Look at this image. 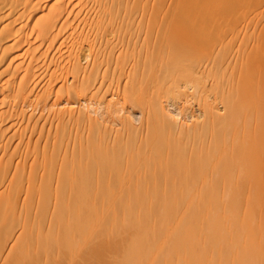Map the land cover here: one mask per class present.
I'll return each mask as SVG.
<instances>
[{
	"label": "bare ground",
	"instance_id": "1",
	"mask_svg": "<svg viewBox=\"0 0 264 264\" xmlns=\"http://www.w3.org/2000/svg\"><path fill=\"white\" fill-rule=\"evenodd\" d=\"M255 11L0 0V264H264Z\"/></svg>",
	"mask_w": 264,
	"mask_h": 264
},
{
	"label": "rangeland",
	"instance_id": "2",
	"mask_svg": "<svg viewBox=\"0 0 264 264\" xmlns=\"http://www.w3.org/2000/svg\"><path fill=\"white\" fill-rule=\"evenodd\" d=\"M257 10L259 11V8H258ZM261 10H262V9H261ZM261 10H260V11H261ZM255 12H257V11H255ZM257 13L260 14V16H258V17H260V18H261L262 14H263L262 17L264 18V12H262V14H261L260 12H257ZM257 13H255V15H256ZM259 14H258V15H259ZM255 17H256V16H255ZM260 18H259V20H260ZM261 19H262V18H261ZM262 20H263V19H262ZM186 28H187V29H190L189 27H186ZM191 28H192V27H191ZM180 29H182V28H180ZM180 29H179V30H180ZM193 29H194V28H193ZM174 30H175V29H172V31H174ZM182 30H183V29H182ZM197 30H200V28L196 29V31H194V32H190L188 35H190L191 33H192V35H194L195 32H197ZM201 30H202V29H201ZM203 30H204V31H208L209 29H208V30H207V29H206V30L203 29ZM176 31H177V30H176ZM183 31H184V30H183ZM183 31H182V32H183ZM216 31H217V30H216ZM222 31H223V30H222ZM177 32H178V31H177ZM180 32H181V31H180ZM187 32H189V31L187 30ZM218 32L221 33L220 29L218 30ZM184 33H186V31H184ZM184 33H183V34H184ZM197 33H199V32H197ZM197 33H196V34H197ZM202 33H203V31H202ZM205 33H206V32H205ZM196 34H195L194 37L191 36V37L187 38L188 36H186L185 38H187V39H184V38H183V40H181V39H177L178 41L176 40L175 43H176V42H178V43L180 42V44H181V42H183V41H186V42H187V40H190V39L193 40V38L197 39V40H195V39H194V40H195V42L198 43V38H197V37H201V36L204 37V36H206V34H201V33H199V34H201V35H199V34L196 35ZM186 35H187V34H186ZM221 36H223L222 38L225 39L223 33L221 34ZM183 37H184V36H183ZM203 37H201V38H203ZM201 38L199 39V41L202 40ZM204 38H205V37H204ZM216 38H217V37H215V39H216ZM219 38H220V37H219ZM213 39H214V38H213ZM203 40H205V39H203ZM203 40H202V41H203ZM234 40H235V39H234ZM186 42H185V44H189V43H190V42H188V43H186ZM193 42H194V41H193ZM193 42L191 41L192 44H193ZM183 43H184V42H183ZM180 44H179V45H180ZM185 44H184V46L186 47ZM182 45H183V44H182ZM190 45H191V44H190ZM200 45H201V44H200ZM188 46H189V45H187V47H188ZM194 46H196V44H195ZM181 47H183V46H181ZM185 47H183V48H185ZM187 47H186L185 49H187ZM197 47H199V46H197ZM197 47H196V48H197ZM183 48H182V49H183ZM194 48H195V47H193V49H194ZM191 49H192V46H191ZM188 50H190V46H189V49H188ZM262 54H263V53H262ZM260 56H262V55H260ZM262 98H263V97H262ZM260 101H261V100H260ZM260 101H259V102H260ZM261 103H262V102H260V104H261ZM260 104H259V105H260ZM252 105H254V104H252ZM247 106H248V105H247ZM247 106H246V107H247ZM250 106H251V105H250ZM250 106H249V107H250ZM254 106H255V108H256L257 105H254ZM261 106H262V105H261ZM258 107H259L261 110H263V109H262L263 106H262V107L258 106ZM258 107H257V108H258ZM247 108H248V107H247ZM247 108H246V110L249 111V108H248V109H247ZM251 108H252V109H250V111L257 112V111H256L257 108H256V110H253V109H254L253 106H252ZM259 111H260V110H259ZM247 113H248V112H247ZM250 113H251V112H250ZM260 113H261L262 115H264V112H262V111L258 112V115H260ZM248 114H249V113H248ZM262 115H261V116H262ZM258 117H259V116H258ZM259 118H261V117H259ZM259 118H258L257 120H259ZM263 120H264V119H263ZM263 120H262V118H261V121H263ZM257 124H258V123H257ZM260 124H262V126H264V125H263L264 123H260V121H259V126L257 127V131H258V132H259V128H260V126H261ZM262 126H261L260 130L264 131V129H262ZM263 128H264V127H263ZM262 131H261V132H262ZM259 133H260V132H259ZM260 134H261V133H260ZM260 134H259V136H260ZM263 134H264V133H263ZM261 135H262V134H261ZM260 137H261V136H260Z\"/></svg>",
	"mask_w": 264,
	"mask_h": 264
}]
</instances>
